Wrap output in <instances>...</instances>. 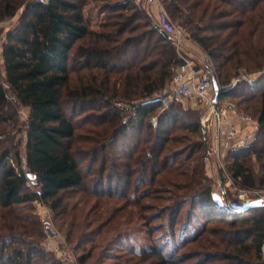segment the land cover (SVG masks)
<instances>
[{
    "label": "trees",
    "instance_id": "1",
    "mask_svg": "<svg viewBox=\"0 0 264 264\" xmlns=\"http://www.w3.org/2000/svg\"><path fill=\"white\" fill-rule=\"evenodd\" d=\"M87 1L0 0V21L21 10L1 43L0 112L12 101L7 99V92L17 105L27 109L24 154L15 149L19 142L0 146V264H60L42 246L45 232L41 220L22 211L39 200L56 214L65 213L58 194L86 191L82 188V163L88 157L91 164L96 162L97 152L110 149L127 160L123 163L126 182L137 174L139 206L145 198L160 199L155 183L161 175L173 171L178 175L180 164L175 160L180 155L185 152L188 160L198 151H206L198 116L194 118L172 104L161 109L159 101L150 100L166 88L179 64L171 39L134 0H92L103 1L99 12L107 13L93 28L83 10ZM163 5L170 19L186 28L211 60L221 89L219 100L233 102L258 122L252 144L237 151L226 150L222 157L225 173L239 188L264 187V174L256 177L245 162L256 156L264 170V0H163ZM241 68L261 74L252 86L243 80L225 88ZM3 83L8 85L7 90ZM63 91L75 102V109L100 111L97 125L102 126V132L98 138L75 146L76 126L65 111ZM118 101L138 103L125 121L115 105ZM156 112L153 123L150 116ZM5 113H0V120H9ZM177 129L196 135L198 140L183 144L184 139L173 135ZM2 135L0 131V145ZM133 139L137 142L132 145ZM169 141L182 146L165 152ZM89 145L94 147L92 156L82 153L91 149ZM104 167H100L102 172ZM192 170L183 184H175L173 177L158 183L182 191L174 194L166 210L172 241L155 240L140 248L128 246L125 256L103 251L93 264H103L112 257L115 260L111 264H189L194 253L178 252L188 243L199 247L202 259L197 264H264V204L246 208L245 203L236 201L232 207L223 197L220 201L213 195L209 181L203 182V167ZM27 174L34 176L35 188L28 185ZM99 179L109 182L112 176ZM97 188L99 184L92 186V196H101ZM141 209L152 207L142 204ZM182 209L184 222L177 232L175 225ZM162 215L155 213L157 218ZM146 220L144 216L143 227L148 224ZM212 223L221 226L211 227ZM105 226L103 222L96 230L81 233L76 244L65 234L79 264L91 257L92 246L81 256L76 250L92 244L91 235L100 234Z\"/></svg>",
    "mask_w": 264,
    "mask_h": 264
},
{
    "label": "rangeland",
    "instance_id": "2",
    "mask_svg": "<svg viewBox=\"0 0 264 264\" xmlns=\"http://www.w3.org/2000/svg\"><path fill=\"white\" fill-rule=\"evenodd\" d=\"M104 4L103 1H92L88 0L86 6H84V14L87 18L91 20V24L93 28H97V25L100 21L105 19L107 13H100V6ZM140 4V3H139ZM21 10H18L16 15L12 18H5L0 21V74L2 75V60H1V43L4 38L5 33L8 29L13 27L16 23L18 15ZM172 19V18H171ZM172 21V20H171ZM174 24L180 26L177 22L172 21ZM182 27V26H181ZM184 28V27H182ZM187 30L186 28H184ZM188 32V30H187ZM189 33V32H188ZM210 68L213 70V66L211 60L207 57L205 60ZM242 72L250 74L253 78V83L260 76L261 72H248L244 68H241ZM0 75V76H1ZM74 75V74H73ZM239 75V72H238ZM236 77V76H234ZM232 77V79L234 78ZM0 77V80H2ZM230 80V83L232 81ZM74 79L71 80V83L74 85ZM229 83V84H230ZM228 84V85H229ZM227 85V86H228ZM169 83L166 86V90H168ZM226 87V86H225ZM63 105L66 113L70 116V118L74 121L76 129H75V138L78 139L77 144H81L84 141L91 140L93 138H98V135H101L102 126H98L97 124V116H99L100 111H95L90 109L86 111H81L78 107L75 109V102L69 98L67 91H63L62 94ZM259 100V99H258ZM128 101H118L116 103H127ZM174 107L181 108L182 112L186 114H191L192 116L200 117L201 108L199 103L193 100H180V99H172L171 103ZM169 104V105H170ZM258 105V102H255ZM168 105V106H169ZM245 106V105H244ZM237 107V106H236ZM162 109V104H161ZM160 109V110H161ZM238 109V108H237ZM239 110V109H238ZM102 111V110H101ZM240 111V110H239ZM249 112H253L248 110ZM2 112H6L4 115L10 117L7 121L0 120V131H3L2 142L0 146H5L7 144L19 142L18 145L15 146V149L19 151L20 155L24 154V142H25V122L27 118V109L17 105L14 101H9V104L4 105ZM0 112V113H2ZM241 112V111H240ZM243 113V112H242ZM124 114V113H122ZM246 114V113H244ZM156 114L151 115L150 119L154 123L156 119ZM249 115V114H247ZM250 116V115H249ZM253 118V117H252ZM124 119V117H123ZM124 121V120H123ZM246 129V127H244ZM109 130L107 135L109 134ZM187 133V134H186ZM98 134V135H97ZM186 134V136L184 135ZM173 135L178 136V138H182L183 144H188V140L191 142H196L198 140L196 135H190L186 130H176ZM138 136V135H137ZM136 136V137H137ZM207 138V146H213L214 143L211 139V133L208 131L206 133ZM137 142L135 139L130 140V143L134 144ZM102 143V142H99ZM97 143V144H99ZM96 144V145H97ZM132 144V145H133ZM95 145V146H96ZM181 147L180 143H173L169 141L166 145L165 152H169V150H175L177 147ZM178 147V148H179ZM89 148H94L89 145ZM208 148V149H209ZM258 148H261L258 145ZM86 149L82 153H85L86 156L90 154L92 156L94 149ZM206 149V148H205ZM226 152V151H225ZM223 152V156L225 155ZM207 155V151L200 150L195 153L188 160L185 159L184 154L180 155L178 159H176V165L178 166V175H175L176 171H173L172 174H166L164 176H160L155 183V188L158 187L155 194L160 197L158 201H152L151 199H143L138 206V187L136 182L137 174H134L130 181L126 182V169L123 166V163H126L127 160L122 157L120 154H114L110 149L104 152H97V161L91 164L90 157L85 159L84 163H82V170L84 173V184L83 187L86 191H81L80 189L71 190V191H63L58 194V197L62 199V205L66 209L65 213L56 214L52 210V208L46 204L42 203L41 206H38L33 202L31 205H27L24 207L22 214H34L38 219L41 220L43 230L45 226L50 224V227L53 231L58 232L66 241L65 234H67L70 240L73 243H77V239L83 232H90L96 230L101 223L106 222V226L103 228L100 234H93L91 238L94 239L93 243H87L86 245H81L76 250L77 255L81 256L83 253L86 254L87 250L92 246L90 254L91 257L85 262V264H93L95 259L101 258V253L108 252L112 256H125L127 252L128 246H133L136 248H140L146 244L151 243V241L157 240L158 243L163 242L164 240L172 241V238L168 236V232L170 231L167 227V214L169 213L167 207L173 203L171 200L174 197V194L181 193L182 191H176L174 187H170L167 183L158 184L159 182H163L167 179L175 178V184H183L185 183V176L188 174V178L191 174H193V168L199 166L203 167L204 170V179L203 182L208 183L212 187L213 195L217 199H223L227 201L232 207L237 205V195L238 190L240 189L238 185L233 184L232 180L224 171V163L223 167L216 160L214 154H208L207 160L204 158ZM85 155H82V157ZM187 160V161H186ZM247 165L253 170V173L256 177H261L264 174V170L261 169L260 162L256 158V156H251L250 158L245 159ZM174 161V162H175ZM183 164V162H185ZM222 161V159H221ZM261 161H264V156ZM114 164V165H113ZM105 166V171H101L100 167ZM136 166V165H133ZM102 172V173H101ZM218 172L221 173L223 182H224V190L225 193H222L219 184ZM104 173V174H103ZM138 173V172H137ZM99 174V175H98ZM103 174V175H100ZM112 174V175H111ZM184 174V175H183ZM112 176V181H107L104 179L101 183L99 178L101 176ZM28 176V185L31 188H35L33 184L34 176L31 174H27ZM99 179V180H98ZM108 183V184H107ZM99 184V188H97L98 193L101 196H92L90 194V190L93 185ZM95 188V186H94ZM93 188V189H94ZM257 192H264V187L259 188H251ZM252 193V192H251ZM253 194H248V198L251 199ZM220 200V201H222ZM145 204L148 206L151 204L152 209H141V205ZM43 211H47L46 215L48 218V222L43 221L42 214ZM41 212V215H39ZM163 213L159 218L155 217V213L160 214ZM165 212V213H164ZM184 213L185 211L182 209L178 215L177 223L175 225L176 231L181 230L182 221L184 222ZM146 216V222L148 223L146 227H143V217ZM180 216V219H179ZM182 216V217H181ZM155 217V219H152ZM108 219V220H107ZM110 219V220H109ZM145 219V218H144ZM211 227H219V223L210 224ZM144 228V229H141ZM176 232V233H177ZM120 234L122 236V242H120ZM177 235V234H176ZM118 238V241L115 239ZM176 238V237H175ZM179 240V239H178ZM176 243V241H175ZM69 241H66V247L72 252V255L76 258V254L74 248ZM106 246V248H105ZM105 249V250H104ZM199 247L196 243H188L184 248L178 250V252H186V253H194L195 257L191 259L189 264H197L202 256L198 251ZM209 251L210 248H208ZM114 258L106 259L103 264H111L114 262ZM262 260L264 261V246L262 245ZM78 263V260H77ZM98 263V261H97ZM79 264V263H78ZM212 264V263H210ZM214 264H219V262H214Z\"/></svg>",
    "mask_w": 264,
    "mask_h": 264
},
{
    "label": "built area",
    "instance_id": "3",
    "mask_svg": "<svg viewBox=\"0 0 264 264\" xmlns=\"http://www.w3.org/2000/svg\"><path fill=\"white\" fill-rule=\"evenodd\" d=\"M134 1L140 4L142 2V0ZM144 1L146 5L150 1H154L157 4L158 12L155 18L146 9V5H143V7H145L144 9L149 17L171 39L179 60V64L174 69L173 77L169 82V89L156 93L150 100L159 101L162 104V109L168 107L172 99L193 100L199 103L202 111L199 117L201 127L206 133L210 131L211 139L214 143L213 146H210L209 152L215 155L216 160L223 167V164H221L223 152L227 149L237 151L246 148L256 140L258 122L251 116L240 112L236 105L229 100L220 101L218 99L214 103L212 80L205 68V66H208L205 61L207 57H201L202 61L205 62L203 65L201 61L196 62L185 52L184 49L188 48L191 39L190 34L187 30L171 21L163 5V0ZM238 72L239 75L234 77L225 88L232 87L243 80L250 86L253 85V78L250 74L242 72L240 69ZM3 86L6 90L8 89L7 84L3 83ZM7 99L14 100L10 92H7ZM146 101H149V99L144 102ZM137 104L135 101L130 103H115L122 113H124V121L134 112ZM244 127L249 128L244 129ZM204 158L207 160L208 153ZM248 194H253V197L249 199ZM237 196V201L241 203H246L257 198H262L264 202V192L259 193L252 189L240 188ZM34 202L38 206L44 203L39 200ZM46 213L47 211H43L41 217L43 221L49 223ZM39 215H41V212H39ZM44 232L45 239L42 242V246L45 250L51 252L59 260L60 264H78L72 252L66 247L65 239L58 232L53 231L50 224L45 226Z\"/></svg>",
    "mask_w": 264,
    "mask_h": 264
},
{
    "label": "water",
    "instance_id": "4",
    "mask_svg": "<svg viewBox=\"0 0 264 264\" xmlns=\"http://www.w3.org/2000/svg\"><path fill=\"white\" fill-rule=\"evenodd\" d=\"M161 32L166 36L168 37V35L161 30ZM206 70L208 71V73L210 74V77H211V80H212V84H213V90H214V103L217 102V100L219 99V95H220V87L217 83V80H216V77L214 76V73L212 71V69L209 67V66H205ZM203 136H204V142H205V145H206V151L208 154H211L209 152V147L207 146V138H206V132L203 130ZM218 178H219V184H220V188L222 190V193L224 194L225 193V190H224V182H223V179H222V176H221V173L218 172ZM261 204H264L263 202V199L262 198H257V199H254L252 201H249V202H246L244 204V206L247 208V207H254V206H258V205H261Z\"/></svg>",
    "mask_w": 264,
    "mask_h": 264
},
{
    "label": "crops",
    "instance_id": "5",
    "mask_svg": "<svg viewBox=\"0 0 264 264\" xmlns=\"http://www.w3.org/2000/svg\"><path fill=\"white\" fill-rule=\"evenodd\" d=\"M141 5L143 7V5H146V2L144 0H142ZM143 8H145V7H143ZM146 9L152 14V16L154 18L156 17L157 12H158V7L154 1H150L149 3H147ZM184 50L193 60H195L196 62L201 61L202 64L204 65L205 62L202 61L201 57L202 56L207 57V56L202 51L200 46L197 43H195L192 39H190V41H189L188 48H185ZM246 128H249V127H246Z\"/></svg>",
    "mask_w": 264,
    "mask_h": 264
}]
</instances>
